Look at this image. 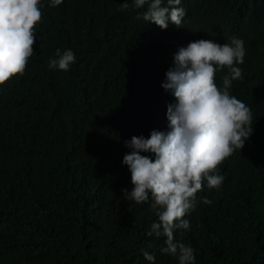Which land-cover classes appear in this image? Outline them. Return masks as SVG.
<instances>
[{
  "label": "trees",
  "instance_id": "16d2710c",
  "mask_svg": "<svg viewBox=\"0 0 264 264\" xmlns=\"http://www.w3.org/2000/svg\"><path fill=\"white\" fill-rule=\"evenodd\" d=\"M43 2L24 73L0 85V264H149L142 249L155 253L152 264H177L160 252L164 236L147 235L150 202L126 199L121 161L125 139L166 130L174 97L161 82L194 23L243 39L242 78L229 91L250 107L252 132L174 237L194 248L196 264H264V0H181L183 26L168 32L137 17L147 5ZM57 48L76 56L68 71L47 66ZM226 74L215 75L218 86Z\"/></svg>",
  "mask_w": 264,
  "mask_h": 264
},
{
  "label": "clouds",
  "instance_id": "9594fccd",
  "mask_svg": "<svg viewBox=\"0 0 264 264\" xmlns=\"http://www.w3.org/2000/svg\"><path fill=\"white\" fill-rule=\"evenodd\" d=\"M56 6L63 0H47ZM137 17L167 29L169 23L183 26L186 10L181 0H121L120 8H142ZM43 0H0V85L15 74L22 75L32 56L35 26L41 20ZM212 24L209 23L208 27ZM194 23L172 51V63L161 87L174 101L166 105V130L151 129L149 135H133L123 143L129 149L121 163L130 172L131 189H122L126 199L150 202L155 210L147 235L164 236L160 252L175 257L177 264H196L194 248L174 237L189 229L187 213L197 205L196 194L207 186L220 189L225 180L218 165L241 150L252 132L250 107L230 94L232 81L242 78L246 49L237 36L207 34ZM200 35L198 36L195 31ZM47 60L50 69L68 71L76 56L71 48L55 50ZM228 74L218 86L215 75L224 67ZM141 153H149L144 155ZM203 203L211 204L207 196ZM149 262L155 253L141 250Z\"/></svg>",
  "mask_w": 264,
  "mask_h": 264
},
{
  "label": "rangeland",
  "instance_id": "374dc122",
  "mask_svg": "<svg viewBox=\"0 0 264 264\" xmlns=\"http://www.w3.org/2000/svg\"><path fill=\"white\" fill-rule=\"evenodd\" d=\"M195 31V30H194ZM197 35L199 36L200 35V33L199 32H197Z\"/></svg>",
  "mask_w": 264,
  "mask_h": 264
}]
</instances>
